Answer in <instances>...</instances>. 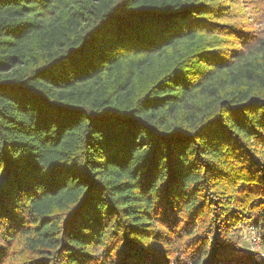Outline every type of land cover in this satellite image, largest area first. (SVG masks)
Segmentation results:
<instances>
[{
    "label": "trees",
    "instance_id": "trees-1",
    "mask_svg": "<svg viewBox=\"0 0 264 264\" xmlns=\"http://www.w3.org/2000/svg\"><path fill=\"white\" fill-rule=\"evenodd\" d=\"M238 3L261 25L264 0H0V264H259L264 27Z\"/></svg>",
    "mask_w": 264,
    "mask_h": 264
},
{
    "label": "rangeland",
    "instance_id": "rangeland-1",
    "mask_svg": "<svg viewBox=\"0 0 264 264\" xmlns=\"http://www.w3.org/2000/svg\"><path fill=\"white\" fill-rule=\"evenodd\" d=\"M243 3V1H242ZM242 3H238L236 6L233 7V10L236 12V20L234 21H231V22H239L241 24H243L246 28L250 29V30H253V32H255L256 30H259V28H263L264 27V15H262V19L260 18L259 19V23H261V25H253V23H250V18H258V17H255V13L253 12V10L251 9H248L247 7H244L242 6ZM231 19V18H229ZM228 19V20H229ZM246 20V21H245ZM245 21V22H244ZM256 20H254L253 22H256ZM250 27V28H249ZM251 223V220H242L239 224H238V229L240 228V231H239V235L241 236V241H240V244L244 247V248H248L247 247V243H246V240L244 239V236H243V231L245 230L247 224ZM261 251L264 252V249L263 247H260ZM257 260L259 262V264H264V254L263 255H259L257 257Z\"/></svg>",
    "mask_w": 264,
    "mask_h": 264
},
{
    "label": "built area",
    "instance_id": "built-area-1",
    "mask_svg": "<svg viewBox=\"0 0 264 264\" xmlns=\"http://www.w3.org/2000/svg\"><path fill=\"white\" fill-rule=\"evenodd\" d=\"M244 239L246 240L247 247L252 250L256 251L259 250L262 243L263 238V228L262 224L260 225H253L247 224L245 230L243 231Z\"/></svg>",
    "mask_w": 264,
    "mask_h": 264
}]
</instances>
